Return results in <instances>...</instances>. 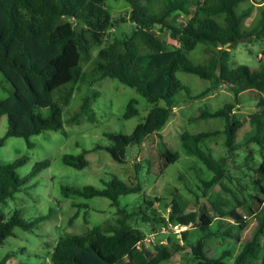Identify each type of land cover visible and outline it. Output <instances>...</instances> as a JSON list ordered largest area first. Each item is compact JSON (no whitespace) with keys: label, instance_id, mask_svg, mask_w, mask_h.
I'll list each match as a JSON object with an SVG mask.
<instances>
[{"label":"trees","instance_id":"obj_1","mask_svg":"<svg viewBox=\"0 0 264 264\" xmlns=\"http://www.w3.org/2000/svg\"><path fill=\"white\" fill-rule=\"evenodd\" d=\"M126 1L131 5L128 16L115 17L107 8L106 0H0V72L13 87L10 95L0 100V121L3 115L8 117V129L0 138V146L8 136L28 139L44 130H63L64 106L70 101L77 85L82 82L93 85L105 77H112L136 88L153 104L144 120L130 134L105 133L110 144L104 147L113 159L125 162L128 147L133 144L140 146L148 135L160 133L174 113L179 100L177 96L184 91L190 93L188 84L178 72L193 73L211 82L196 98L218 85L226 84L232 90L234 100L214 110L203 109L197 116L222 118L223 129L196 133L184 131L181 145L188 154L200 158L214 172L207 187L217 182L224 184L222 179L231 169H226V156H215L202 143L221 136L227 156L233 158L244 146H259L260 160L255 159L252 147L248 148L245 157V163L254 174L252 186L256 191L249 194V199L259 205L254 210L246 200V209L255 213L258 229L245 241L240 242L237 236L239 243L233 242L235 247H224L221 252L217 249L216 255H210L205 237L213 234L225 239L234 235V227L245 226L246 220L237 207H221L217 208L215 219L206 211L200 214L201 235L193 238L185 230L180 241L172 243L174 250L189 249L187 264H264L263 244L259 238L260 234L264 236V50L256 66L234 64L230 53V49L241 40H264V3L259 4L257 0ZM256 9L254 21L245 24ZM175 13L185 15V22L171 20ZM130 24L131 28L125 29ZM156 25L169 30L177 43H166L155 30ZM115 27L122 28L121 34L104 43L109 31ZM228 42L231 45L225 47ZM200 44L205 45L207 56L199 61L192 56V52ZM96 46L100 49L93 56ZM245 90L258 93V105L261 107L249 116L248 121L236 118L234 112L240 94ZM136 102L135 98L128 102L125 118L139 113ZM90 103V98L86 96L80 107L69 113L67 121L80 122L91 108ZM43 107L49 110L48 114L42 112ZM245 125L250 128L242 141H238L239 131ZM28 144L32 146L33 143L28 141ZM100 147L97 145L93 149ZM88 151L66 153L62 160L72 167H86L89 164L86 157ZM160 155L168 164L179 158V152L163 140ZM26 160L27 157L22 156L10 162H0V245L15 234V227L33 229L49 217L45 214L27 220L20 208L14 209L9 216L1 208V204L14 197L25 183L27 178L20 176L18 168ZM49 165L48 159L37 162L28 176H36ZM135 165L140 167L138 162ZM105 184L103 188L92 184L62 186V193L67 197H108L111 204L117 207L118 216L82 233L60 238L51 252L52 264H161L170 259L173 254L171 248L157 245L153 252L143 244L145 231L132 223L135 216L143 214L146 215L143 222L152 219L165 222L163 216L148 214L145 210L153 205L152 199L145 196L133 210L120 205L121 195L142 190L141 182L131 184L115 176ZM243 187L241 184L239 188ZM74 205L82 206L81 203ZM180 207L174 202L176 212L181 211ZM197 216L196 211L181 212L175 222L188 225L197 221ZM216 246L218 244H214ZM9 257V254L4 256L0 264H12Z\"/></svg>","mask_w":264,"mask_h":264},{"label":"rangeland","instance_id":"obj_2","mask_svg":"<svg viewBox=\"0 0 264 264\" xmlns=\"http://www.w3.org/2000/svg\"><path fill=\"white\" fill-rule=\"evenodd\" d=\"M106 6L110 12L118 17L128 16L131 5L126 0H106ZM257 9L246 19L245 24L252 23ZM187 17L182 13H175L171 20L181 23ZM123 28V26H122ZM122 28L115 27L107 34L106 43L114 39L122 32ZM131 24L125 29H130ZM166 43H177L170 35V31L154 26ZM100 46L93 48V56ZM264 50V40L254 39L241 40L235 47L230 49L234 64L247 63L256 66ZM192 56L197 60H203L207 53L205 45L200 44ZM179 77L188 84L190 93L184 91L174 108V113L160 133L148 135L142 145L133 144L128 147L127 160L118 162L112 158L104 147L110 144L105 135L106 132H122L130 134L135 126L144 120L149 109L153 105L136 88L120 82L116 78L105 77L93 85L82 82L76 87V91L64 106V129L44 130L38 134L31 135L28 139L22 136H8L5 143L0 146V162H10L19 157L26 156V162L18 168L20 176L26 177L21 190L15 196L7 199L1 204L6 215H10L14 209L20 208L22 216L27 220L34 219L40 215L49 214V217L41 221L33 229L25 230L15 227V234L8 237L0 245V260L10 255L9 263L17 264L25 262L28 264H52L51 252L60 238L73 234L82 233L89 228L113 220L118 216L117 207L111 204V200L105 196H94L84 198L79 195L65 196L62 193L63 185L84 186L92 184L103 188L105 181L117 176L123 181L142 184V190L138 193H127L120 196V205L133 210L136 205L146 196L154 202L149 209H144L148 214H158L165 218L162 220L152 219L143 222V216H135L132 223L145 231L143 244L156 251V246H168L173 250L170 259L161 264H187L190 259L189 249L174 250L172 242L180 241L183 231L188 230L190 237L201 235L199 216L203 211L208 212L215 218L218 214L217 208L230 209L237 207L245 218L243 228L234 227V235L226 237H205L206 249L210 255H216V250L221 252L224 247H235L234 243L245 241L258 229V221L255 213L246 209V200L254 210L259 208L256 202L249 199V194H255L252 186L253 171L245 163L248 148L255 150V159H261L259 146L249 144L238 150L233 157L227 156L224 140L221 136L202 143L204 148H210L217 157L226 156V169L230 173L224 177L223 183H214L207 187L214 172L197 156L188 154L181 145L182 133L200 131L222 130L224 120L222 118H197L203 109L214 110L221 107L225 102L234 100L230 87L226 84L218 85L205 95L198 98L195 96L210 86L211 82L200 76L180 71ZM13 87L11 83L0 72V100L10 95ZM57 93H55V97ZM91 100L89 111L82 117L80 122L69 123L68 115L71 111L78 109L85 97ZM135 98L139 113L125 118L124 113L128 102ZM259 95L255 90H245L240 94L239 103L234 108L235 117L248 121L249 116L261 110L258 105ZM42 112L48 114L47 108H41ZM250 127L245 125L240 129L237 140L242 141L244 134ZM8 129V117L3 115L0 121V138ZM66 133H65V132ZM179 152L177 161L170 164L160 155L161 141ZM28 141L33 144L29 146ZM97 145L102 147L94 150ZM89 150L86 157L89 164L83 168L72 167L65 164L62 157L66 153L78 154L82 150ZM50 160V165L43 168L36 176H28L34 165L42 160ZM138 162L140 167L135 163ZM243 186L242 189L239 187ZM230 189V190H228ZM235 192V194L233 193ZM235 195L238 199H236ZM241 201L242 203H239ZM174 202L180 204V212L173 209ZM74 203H81L79 208ZM79 209V210H78ZM78 210L76 217H72ZM196 211L198 220L188 225H179L175 218L181 212ZM225 219L230 220L225 217ZM215 227V223H213ZM237 236L239 241H237ZM263 244L264 236L259 235ZM214 244L218 246L214 247ZM210 246L212 250H210ZM229 258V257H227ZM261 264V263H259Z\"/></svg>","mask_w":264,"mask_h":264},{"label":"built area","instance_id":"obj_3","mask_svg":"<svg viewBox=\"0 0 264 264\" xmlns=\"http://www.w3.org/2000/svg\"><path fill=\"white\" fill-rule=\"evenodd\" d=\"M259 2V4H263L264 0H257Z\"/></svg>","mask_w":264,"mask_h":264},{"label":"water","instance_id":"obj_4","mask_svg":"<svg viewBox=\"0 0 264 264\" xmlns=\"http://www.w3.org/2000/svg\"><path fill=\"white\" fill-rule=\"evenodd\" d=\"M229 45H231V42L226 43L224 46L228 47Z\"/></svg>","mask_w":264,"mask_h":264}]
</instances>
